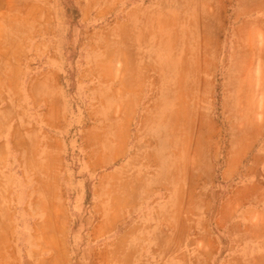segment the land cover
<instances>
[{"label":"rangeland","instance_id":"rangeland-1","mask_svg":"<svg viewBox=\"0 0 264 264\" xmlns=\"http://www.w3.org/2000/svg\"><path fill=\"white\" fill-rule=\"evenodd\" d=\"M10 130L62 137L67 212L22 232L10 189L0 264H264V0H0Z\"/></svg>","mask_w":264,"mask_h":264},{"label":"crops","instance_id":"crops-1","mask_svg":"<svg viewBox=\"0 0 264 264\" xmlns=\"http://www.w3.org/2000/svg\"><path fill=\"white\" fill-rule=\"evenodd\" d=\"M136 6L137 4L133 6V12H135ZM60 75L58 67H44L39 75L35 76L36 78L28 79L26 86L28 88L35 82L38 88L47 91L53 85L55 78L56 80L58 78V82H61L59 80ZM12 133V130L6 132L7 146L0 145V164L2 160L6 161L7 164V168L1 171L2 176L0 177L4 181L0 180V197L4 198L7 206V209H5L3 203L0 204V230H2L0 242H8V231L11 228L10 213L8 211V191L12 188H15L16 194L20 198V223H18L20 230L22 232H33L35 229L47 230L51 238L53 232L65 229L66 222L64 213L67 212V193L63 182L64 141L61 136L51 135L44 130H39L36 133L37 142L30 144L29 142H23L29 138L30 133L28 130H22V143L17 148L12 142ZM8 150L15 152L11 159H8ZM8 161L15 163L17 166L16 171L8 170ZM87 165L91 167L89 162ZM119 166L118 164L115 169H119ZM104 181L105 177L99 182V191ZM108 198V194L99 196L92 189L90 209L97 214L106 216L128 211L124 209L117 211L115 207L109 205ZM99 201L104 202L98 206ZM38 217L39 220L36 222ZM99 228L100 225L98 224L96 230H99ZM22 234L23 242H27L30 234ZM19 235L21 236V234ZM41 242L44 241L41 240Z\"/></svg>","mask_w":264,"mask_h":264},{"label":"bare ground","instance_id":"bare-ground-1","mask_svg":"<svg viewBox=\"0 0 264 264\" xmlns=\"http://www.w3.org/2000/svg\"><path fill=\"white\" fill-rule=\"evenodd\" d=\"M45 236H46V235H45ZM55 257H57V256H55ZM57 258H58V257H57ZM55 261H56V260H55ZM55 261H54V262H55ZM57 261L59 262V260H57ZM51 262H53V261H51ZM56 264H57V263H56Z\"/></svg>","mask_w":264,"mask_h":264}]
</instances>
